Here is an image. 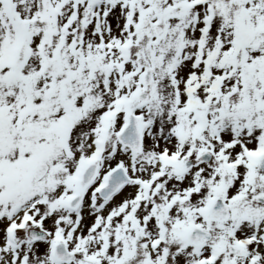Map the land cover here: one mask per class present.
Instances as JSON below:
<instances>
[{"label":"snow or ice","instance_id":"snow-or-ice-1","mask_svg":"<svg viewBox=\"0 0 264 264\" xmlns=\"http://www.w3.org/2000/svg\"><path fill=\"white\" fill-rule=\"evenodd\" d=\"M0 264H264V0H0Z\"/></svg>","mask_w":264,"mask_h":264}]
</instances>
